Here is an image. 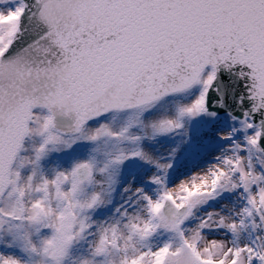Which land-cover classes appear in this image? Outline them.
Here are the masks:
<instances>
[{
  "label": "snow or ice",
  "instance_id": "6c2138e0",
  "mask_svg": "<svg viewBox=\"0 0 264 264\" xmlns=\"http://www.w3.org/2000/svg\"><path fill=\"white\" fill-rule=\"evenodd\" d=\"M0 264H264V0H0Z\"/></svg>",
  "mask_w": 264,
  "mask_h": 264
},
{
  "label": "rangeland",
  "instance_id": "374dc122",
  "mask_svg": "<svg viewBox=\"0 0 264 264\" xmlns=\"http://www.w3.org/2000/svg\"><path fill=\"white\" fill-rule=\"evenodd\" d=\"M61 162L64 163V164H66L68 162V158L61 157Z\"/></svg>",
  "mask_w": 264,
  "mask_h": 264
}]
</instances>
